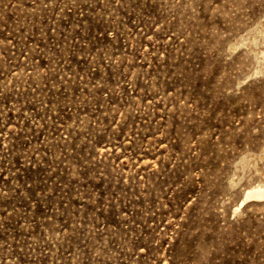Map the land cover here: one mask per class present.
<instances>
[{
  "label": "rangeland",
  "instance_id": "374dc122",
  "mask_svg": "<svg viewBox=\"0 0 264 264\" xmlns=\"http://www.w3.org/2000/svg\"><path fill=\"white\" fill-rule=\"evenodd\" d=\"M264 0H0V264H264Z\"/></svg>",
  "mask_w": 264,
  "mask_h": 264
},
{
  "label": "bare ground",
  "instance_id": "6f19581e",
  "mask_svg": "<svg viewBox=\"0 0 264 264\" xmlns=\"http://www.w3.org/2000/svg\"><path fill=\"white\" fill-rule=\"evenodd\" d=\"M262 192L264 193V190H262Z\"/></svg>",
  "mask_w": 264,
  "mask_h": 264
}]
</instances>
